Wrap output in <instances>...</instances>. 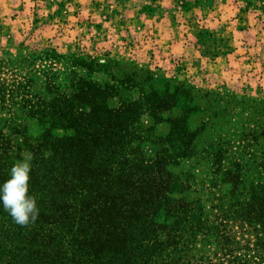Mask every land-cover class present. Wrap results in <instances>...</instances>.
<instances>
[{"label":"trees","instance_id":"1","mask_svg":"<svg viewBox=\"0 0 264 264\" xmlns=\"http://www.w3.org/2000/svg\"><path fill=\"white\" fill-rule=\"evenodd\" d=\"M2 51L0 181L32 151L40 210L21 225L0 207V264H264V108L258 130L241 127L234 144L257 150L230 152V140L211 131L217 112L188 122L194 93L209 103L208 90L78 46ZM124 64L122 78L160 87L115 104L114 86L99 75ZM144 115L151 129L170 125L152 154L132 135Z\"/></svg>","mask_w":264,"mask_h":264},{"label":"crops","instance_id":"2","mask_svg":"<svg viewBox=\"0 0 264 264\" xmlns=\"http://www.w3.org/2000/svg\"><path fill=\"white\" fill-rule=\"evenodd\" d=\"M22 14L30 24H65L74 39L94 27L98 32L90 34L88 52L96 54L104 43L109 56L142 69L264 99V0H0L1 50L55 46L50 38L11 44ZM80 39L60 48L73 50Z\"/></svg>","mask_w":264,"mask_h":264},{"label":"rangeland","instance_id":"3","mask_svg":"<svg viewBox=\"0 0 264 264\" xmlns=\"http://www.w3.org/2000/svg\"><path fill=\"white\" fill-rule=\"evenodd\" d=\"M60 10V7H56L55 12H58ZM86 15V14H85ZM27 15L22 14L20 15V18H18L17 21H15L14 26H13V38L11 40V44H16V43H23V40H27V42H40L41 44H44L46 38H50L51 42L53 45L57 46L56 50L58 52L65 53L67 52V49H61L60 46L64 41L66 42H72L74 40L80 39L81 43H78L76 46L80 48V54L81 55H86V53H91L88 52V48H91V43L89 36L90 34L94 32H98L94 27H90L88 33L89 34H84L83 37H79L77 39H74L73 35L76 34L74 31L69 30V29H63L66 28L65 24H61L58 21L54 20H38L36 23L30 24V20L26 19ZM86 18V17H85ZM32 23V22H31ZM58 24V25H56ZM22 29L24 32L28 30L29 32H32V34H27V31L25 34H22L21 31ZM68 34V35H67ZM108 39H111L108 37ZM109 43V42H108ZM1 46V45H0ZM37 48L39 45H37ZM106 44L100 43L98 45L97 49H99L96 54L99 57H105L106 56V49L104 50V47ZM88 47V48H87ZM44 48V47H42ZM3 51L1 50L0 47V54ZM123 62V61H121ZM128 66L131 65V62L126 61ZM123 65L121 68L122 71L118 70V68H110L106 70V73H101L99 76H103L106 78V80L109 82V84L114 86V94L115 96L113 97L114 103L118 104L120 102V99L126 98L129 100V98L137 97L140 100L142 99L144 92H148L152 88H157L160 87V84L154 82L153 80H146L142 81L139 78L143 79L144 77H138V76H130L129 81L126 80V77L122 78L121 74L123 71L129 70L126 65ZM133 64V63H132ZM130 67V66H129ZM166 77L172 78L168 75H165ZM113 77V78H112ZM198 87V86H197ZM199 89L202 88L204 90H208L210 94L209 96V104L208 101L203 100L201 98L199 92H195L191 104H194L200 111L195 110L194 113L188 118V122L195 125V124H200L202 119L204 118V115L202 113L206 112V109L210 112H217V117L214 118V121H219L221 124L214 125V129H212V133L214 136L221 135L222 138L230 140L229 142L231 145H233V149L230 152L236 151L237 153L241 152H246L248 153L249 151H256L257 149L255 147H246V148H239L235 147L239 141H238V133L241 130V127H244V131H248L249 128L253 127L258 130V127L256 125L260 124L259 116L258 114L260 111H262V108H264V104L260 105L258 108L257 102L252 101V97L248 95H244L243 93L237 91V89H233L231 91H225V92H219L218 94L222 97H224V102H218L215 104L214 98L217 96L214 95L216 94L215 92L210 91L208 88L204 87H198ZM144 91V92H143ZM249 94V93H248ZM242 97H245L247 99H244V102L242 101ZM252 98V99H250ZM249 99V100H248ZM255 99V98H254ZM187 99L180 97L177 99V104H180L183 101H186ZM257 100V99H255ZM264 100V99H263ZM259 101V100H258ZM187 102V101H186ZM220 104V105H219ZM256 105L257 110H254L251 114L248 112V109H246V105ZM218 105V106H217ZM219 109V110H217ZM175 112V110L173 111ZM169 114H166L164 118L168 117ZM215 123V122H214ZM224 123V124H223ZM154 121L153 119L148 116L144 115L142 116L136 125L132 129V135L133 136H142L145 141L143 143V149L146 154H152L156 151L158 148V145L155 143V140L159 136L166 135L169 130H170V125L167 122H161L156 125H154V128L151 129L153 126ZM208 132H205L203 135H200V143L202 144L205 142L204 140L210 138L211 136L208 135ZM202 139H204L202 141ZM242 143L240 142V145Z\"/></svg>","mask_w":264,"mask_h":264},{"label":"clouds","instance_id":"4","mask_svg":"<svg viewBox=\"0 0 264 264\" xmlns=\"http://www.w3.org/2000/svg\"><path fill=\"white\" fill-rule=\"evenodd\" d=\"M34 161L32 151L22 152L11 163L6 178L0 181V207L21 225L35 221L40 210L30 185Z\"/></svg>","mask_w":264,"mask_h":264}]
</instances>
